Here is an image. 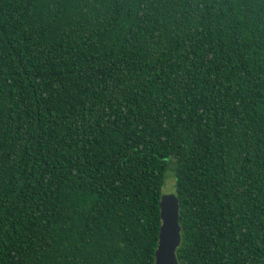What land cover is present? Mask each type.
Returning a JSON list of instances; mask_svg holds the SVG:
<instances>
[{
  "label": "trees",
  "instance_id": "trees-1",
  "mask_svg": "<svg viewBox=\"0 0 264 264\" xmlns=\"http://www.w3.org/2000/svg\"><path fill=\"white\" fill-rule=\"evenodd\" d=\"M264 264V0H0V264Z\"/></svg>",
  "mask_w": 264,
  "mask_h": 264
},
{
  "label": "water",
  "instance_id": "water-1",
  "mask_svg": "<svg viewBox=\"0 0 264 264\" xmlns=\"http://www.w3.org/2000/svg\"><path fill=\"white\" fill-rule=\"evenodd\" d=\"M161 225L154 254V264H179L176 250L181 241L179 204L175 194H163L160 203Z\"/></svg>",
  "mask_w": 264,
  "mask_h": 264
},
{
  "label": "rangeland",
  "instance_id": "rangeland-1",
  "mask_svg": "<svg viewBox=\"0 0 264 264\" xmlns=\"http://www.w3.org/2000/svg\"><path fill=\"white\" fill-rule=\"evenodd\" d=\"M173 183H174V181L172 179H168L166 187L163 188V194L174 193V191H172L173 190V187H172Z\"/></svg>",
  "mask_w": 264,
  "mask_h": 264
}]
</instances>
